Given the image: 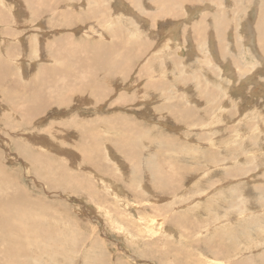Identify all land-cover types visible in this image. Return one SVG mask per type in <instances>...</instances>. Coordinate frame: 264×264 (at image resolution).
Instances as JSON below:
<instances>
[{
	"label": "rangeland",
	"instance_id": "1",
	"mask_svg": "<svg viewBox=\"0 0 264 264\" xmlns=\"http://www.w3.org/2000/svg\"><path fill=\"white\" fill-rule=\"evenodd\" d=\"M8 1L0 0V264H264V35L245 39L264 28V0ZM177 25L183 43L169 48ZM227 62L257 81L234 90ZM149 72L167 84L145 87ZM241 113L253 126L243 137L234 128ZM212 118L223 127L205 128ZM73 169L100 201L66 179ZM100 171L114 175L120 196L94 179ZM190 176L197 182L175 192Z\"/></svg>",
	"mask_w": 264,
	"mask_h": 264
},
{
	"label": "bare ground",
	"instance_id": "2",
	"mask_svg": "<svg viewBox=\"0 0 264 264\" xmlns=\"http://www.w3.org/2000/svg\"><path fill=\"white\" fill-rule=\"evenodd\" d=\"M11 0H9L8 2H10ZM15 1V0H14ZM159 2H161V3H163V4H165V3H175V4H177V5H179L180 3V1L181 0H158ZM184 1V0H183ZM199 1V0H198ZM186 2H188V1H186L185 0V3ZM1 3V2H0ZM11 3V2H10ZM12 4H14L15 6L13 7V8H15V7H17L16 5H17V3H13L12 2ZM85 3L84 2H81V3H76V2H71V3H69V4H67V7L68 8H70V9H73V10H75L76 8H78L79 7V9L81 10V7L84 5ZM260 4V3H259ZM173 6H175V5H173ZM173 6L172 7H170L171 8V10H173ZM208 6L209 7H213V3H210V4H208ZM185 7V6H184ZM164 8H167L168 9V7H164ZM186 8V7H185ZM120 9V8H119ZM124 11H125V9H124ZM95 13V16H99V14H100V12L98 11V10H96V12H94ZM161 13V12H160ZM16 15H20V16H22L23 15V13L21 12V11H19L18 13H16ZM195 15H196V13H194V12H188V14H187V16H186V19H187V21H191L194 17H195ZM23 17V16H22ZM97 18V17H96ZM203 18V17H202ZM112 19V18H111ZM109 20L108 22H110V21H113V20ZM218 20H220V19H218ZM205 21V20H204ZM104 22H107V20H104ZM114 22V21H113ZM115 22H116V20H115ZM182 23V22H181ZM207 23V22H206ZM201 24V22H195L194 23V26L190 29L191 30V32L194 30V27L196 26V25H200ZM229 25V24H228ZM241 26L243 27L244 25L243 24H241L240 25V28H241ZM233 25H229V27H228V29L230 28V31H229V34H232V29H233ZM85 29V28H84ZM206 30V32L208 33V34H211V35H213V36H215V37H217V39L218 38H220L219 36V33H215V32H210L209 30H207V28H205V26H204V28H202L201 30H199V32H203L204 33V31ZM242 30H243V28H242ZM104 31V30H103ZM225 31V30H224ZM102 32V31H101ZM210 32V33H209ZM234 33V32H233ZM103 34H105V33H103ZM178 34H179V28H178V25L177 26H175V27H173L171 30H170V33H169V35H168V37L164 40L165 42L164 43H166V45L167 46H169V48H172V47H174V45H175V43L177 42V44H180V45H182V43H183V41L179 38V36H178ZM194 34V33H193ZM200 34V33H199ZM256 36L254 35V36H251V35H249V34H247V37L245 38L246 40H247V42H249V43H251L252 42V39L253 38H257V39H259V41H261V36H262V34L264 35V28H261L260 29V32L259 31H257L256 33ZM116 35V32L115 31H113V36H115ZM189 34H187V36H188ZM202 36V35H201ZM234 37V36H233ZM4 38H11L10 36H3V39ZM188 38V37H187ZM20 40L21 39H23V36H20V38H19ZM5 40V39H4ZM4 40H2V42H5V43H7L6 41H4ZM192 41H190V43H191ZM211 42V48L213 49H215L216 48V46H215V42H216V40H211L210 41ZM145 43V42H144ZM224 43V42H223ZM260 44H261V42H259ZM141 44V46H142V53L144 52L143 51V48L145 47L144 45H143V41H142V43L140 42L138 45H140ZM165 45V46H166ZM244 45V44H243ZM151 47V46H150ZM149 47V48H150ZM159 47V49H158V51H161V50H164V49H166L163 45H160V46H158ZM195 44H191V47L188 49V52L189 53H192L193 51L195 52L196 51V49H195ZM149 48L147 49V52H148V50H149ZM151 50V49H150ZM191 50H192V52H191ZM179 53H181V51H180V49H179V51H178ZM139 53H141V52H137V54H139ZM155 55V54H154ZM191 55V54H190ZM162 56V55H161ZM262 56V55H261ZM220 57V56H219ZM165 58V57H164ZM222 58H223V56H222ZM28 59V58H27ZM18 62H21V63H24V59L22 60V61H20V59L18 60ZM150 62H152L150 59H149V61H147V63L148 64H150ZM27 63H28V60H27ZM196 63V62H195ZM20 64V63H19ZM257 65V64H256ZM258 66V65H257ZM250 67H248V69H249ZM256 68V67H255ZM254 68V69H255ZM182 69H183V67H182ZM257 71V70H256ZM155 74H157L156 72H149V73H147L146 75L148 76V81L149 82H145V84H143V85H145V87H157V83L159 82V81H161V82H163L165 85L167 84V83H165L163 80H160L159 78H158V76H160V75H158L157 76V78L158 79H155ZM223 74H225L227 77H228V79H230V86L231 87H233V89L234 90H237V91H239V92H241V87L242 88H246L247 87V85H249V83H252V82H256L257 81V79H256V75H251L252 73H250L249 72V70H247V68L246 67H240L238 70L237 69H235L233 66H232V63L231 62H227L226 63V65H224L223 66ZM116 77V76H115ZM202 81V80H201ZM186 82V81H185ZM184 82V83H185ZM258 84V83H257ZM185 85V84H184ZM191 86V85H190ZM254 88V87H253ZM222 89H225V88H222ZM246 90V89H245ZM248 91H250L249 90V88H248ZM225 92V91H224ZM247 92V91H246ZM147 93H149V92H147ZM203 94V93H202ZM213 94V93H212ZM251 94H253V93H251ZM144 95V94H143ZM228 95V94H227ZM239 95V94H238ZM201 97V96H200ZM219 97H220V95H219ZM154 98V97H153ZM162 98V97H161ZM215 98V97H214ZM198 99V98H197ZM202 99H203V97H202ZM150 100V99H149ZM205 100H209V98H208V96L205 98ZM216 100V99H215ZM145 101V100H144ZM147 101V100H146ZM161 101V100H160ZM203 101V100H202ZM156 102V101H155ZM159 102V101H158ZM235 102V101H234ZM216 103V102H215ZM145 104V103H144ZM237 105L239 104V103H236ZM218 106V105H217ZM221 106V105H220ZM150 107V106H149ZM210 107V106H209ZM241 108V107H240ZM210 109H212L211 107H210ZM216 109V108H215ZM221 109V108H220ZM219 109V110H220ZM221 111V110H220ZM231 111V110H230ZM193 112V111H192ZM214 112V111H213ZM148 113V112H147ZM223 113V112H222ZM221 113V115H223ZM164 114V113H163ZM212 114V113H211ZM220 115V116H221ZM153 116V115H152ZM246 118L247 117H245V114L244 113H241V114H239V115H237V118L235 119V121H237V122H239V125H237L236 127H234V128H237V129H239V134H241V137H243L244 136V133L245 132H247L248 130H246V127L247 126H251V127H253L252 126V123H249V124H247V123H245V121H246ZM169 119V118H168ZM223 119V118H222ZM21 120H22V118H21ZM248 120H249V118H248ZM18 121V120H17ZM208 121V120H207ZM206 121V122H207ZM219 121V120H218ZM224 121V120H223ZM206 122H204V123H206ZM210 122H212V124H210ZM216 123L218 124V122H216L215 120H214V118H212V120H210L209 122H208V125L207 126H205V128H208V130H213L214 128H216V127H218L219 129H221L222 127H223V125H216ZM225 123V122H224ZM207 124V123H206ZM205 124V125H206ZM204 125V124H203ZM203 125L201 124L200 126H202V128H204L203 127ZM171 129V128H170ZM254 130H258L256 127L255 128H253ZM260 130H261V128H259ZM253 132V131H252ZM34 135V134H33ZM43 135V134H42ZM247 135V134H246ZM238 140V139H237ZM27 141V140H26ZM28 142H29V140H28ZM8 143V142H7ZM207 143V142H206ZM109 144V143H108ZM253 144V143H252ZM11 145V144H10ZM57 145H58V143H57ZM147 145V147L148 148H146V149H149L151 146L149 145V144H146ZM263 146H264V144H263ZM58 147H60V146H58ZM110 147V146H109ZM108 147V148H109ZM46 148H49V149H51L50 147H46ZM107 148V147H106ZM152 148V147H151ZM263 148V147H262ZM110 149V148H109ZM52 150V149H51ZM259 150V149H258ZM21 151H22V153H24V154H30V157L28 158V159H31V160H34L35 162H39L40 161V159H38L37 157H34V155L32 154V152H33V149H31V148H29L28 146H25V145H23V147L21 148ZM56 151V150H55ZM57 152V151H56ZM114 152H116V149L115 148H113L112 150L110 149L109 150V154L111 155V156H113V154H114ZM257 153H258V151H257ZM256 155V154H255ZM115 156V155H114ZM260 157V156H259ZM115 158V157H114ZM117 160L120 162L119 163V166H120V170H122V172L121 173H125L126 172V170H127V166H125L120 160H119V158L117 157ZM116 161V160H115ZM118 161H116V162H118ZM64 166H65V169L66 170H68V165H69V163L67 162V160H65L64 161ZM71 164V163H70ZM74 164V163H73ZM118 164V163H117ZM72 166V165H71ZM70 166V167H71ZM220 167V166H219ZM71 169V168H70ZM73 171H74V169H73ZM106 173V172H105ZM108 173V172H107ZM202 173V172H201ZM200 173V174H201ZM80 175H83L80 171H74V175H70L69 176V178H66L68 181H71V183H74V184H77V187L79 186L80 188H82V189H84L86 192H87V194L88 193H90L91 195H93V196H91L92 197V199L93 198H95V199H97L98 197H99V192L97 191V188L95 189L94 188V186L93 185H91V186H84V184H83V182H82V180L79 178V176ZM112 176H114V175H112V174H108V175H106V174H104V172L103 171H100V173L98 174V173H96L95 175H94V179H96V181H98L99 182V184H105L106 185V187L107 188H109L110 190H112V191H114V192H116L117 194L116 195H118V196H120L121 194H122V192H124L123 191V189L122 188H119L116 184H118L117 182H115L114 180H113V177ZM200 176V175H199ZM102 177V178H101ZM116 177V176H115ZM117 178V177H116ZM202 178V177H201ZM201 180V179H200ZM119 181V180H118ZM225 181V180H224ZM242 181V180H241ZM255 181V180H254ZM196 183L197 182V180L195 181V179L192 177V176H190L189 178H188V183H187V181H186V179H184L180 184H178V186L176 187V191L175 192H181L183 189H186L187 190V188H188V186H186V184H193V183ZM87 184H93L92 183V181H91V178H89L88 179V181H87ZM179 190V191H178ZM83 193H84V191H83ZM182 193V192H181ZM174 195H176V194H174ZM84 196H86L87 197V195H85V193H84ZM88 197H89V195H88ZM125 199L126 200H130L131 199V194H127V197H125ZM97 200H99V199H97ZM174 200V199H173ZM94 201V200H93ZM100 201V200H99ZM86 207V206H85ZM246 207V206H245ZM135 207H133V209H134ZM136 209V208H135ZM173 209H176V207H174ZM115 210L117 211V212H119V209H116L115 208ZM113 211V210H112ZM84 215V214H83ZM235 220V219H234ZM231 221V220H230ZM178 223L179 224H181L182 226H184L185 228H187V226H186V223L184 222V220L182 219V220H178ZM233 223V222H232ZM218 224V223H217ZM161 226V225H160ZM163 226V225H162ZM172 227V226H171ZM174 228V227H173ZM169 229H171L170 227H166L165 228V230H166V232H168V231H170V232H172V230H174V229H172V230H169ZM234 261V260H233Z\"/></svg>",
	"mask_w": 264,
	"mask_h": 264
}]
</instances>
